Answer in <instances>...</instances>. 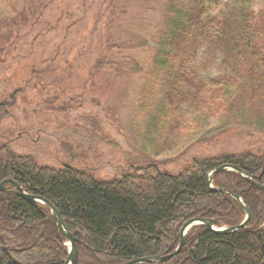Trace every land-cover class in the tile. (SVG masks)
<instances>
[{
    "label": "trees",
    "instance_id": "1",
    "mask_svg": "<svg viewBox=\"0 0 264 264\" xmlns=\"http://www.w3.org/2000/svg\"><path fill=\"white\" fill-rule=\"evenodd\" d=\"M120 1L105 0L114 12ZM133 1L135 9L141 6L161 19L154 47L140 35V25L130 31L128 43L107 48L152 55L143 64L148 71L135 110L138 122L148 118L145 131L136 133L139 153L128 154L122 168L102 178L90 169L52 168L17 155L4 146L17 128L0 129V182L13 180L25 193L54 206L75 239L78 264H124L169 254L179 244L182 226L192 219L235 227L244 218L242 208L227 194L210 190L206 176L228 165L258 177L264 166V144L250 152L187 156L217 136L244 132L264 138V0H229L227 10L216 16H209L208 9L221 0ZM201 49L207 56L219 55L218 74L210 79L199 72L208 60L193 66ZM127 61L134 62L129 69L136 72L139 63ZM94 64H100L98 54ZM27 71L26 87L44 90L46 69L28 66ZM20 92L0 105V120L12 117L9 108ZM209 126L214 135L208 136ZM108 145L118 149L116 143ZM162 154L171 156L167 161L182 159L179 169L172 172L155 160ZM212 186L240 196L250 213L245 228L219 235L195 226L179 254L161 264H264V193L230 171L217 174ZM9 189L0 192V264H64L68 247L48 209L28 204Z\"/></svg>",
    "mask_w": 264,
    "mask_h": 264
},
{
    "label": "rangeland",
    "instance_id": "2",
    "mask_svg": "<svg viewBox=\"0 0 264 264\" xmlns=\"http://www.w3.org/2000/svg\"><path fill=\"white\" fill-rule=\"evenodd\" d=\"M118 5L120 8L114 12L108 9L105 0L0 2V50L4 56L0 71L1 101H8L15 90H23L16 96V105L9 108L12 117L0 123L1 129L15 126L16 134L23 133L9 146L15 153L32 156L44 166L91 169L95 175L107 178L119 170L128 154L140 152L136 133L145 131L148 118L138 122L135 110L148 71V65L143 64L152 55L128 48L114 52L107 47L128 43L130 31L140 25H143L140 35L154 47L161 19L158 13L146 12L141 6L135 9L133 0H122ZM228 6L229 0H221L217 6L213 1L208 14L216 16ZM97 54L99 65L94 64ZM127 58L139 63L136 72L129 69L134 62ZM206 60L209 62L199 72L210 79L218 74L217 53L207 56L201 49L193 66L199 67ZM28 66L46 69L44 90L39 86V90H32L23 83L29 78ZM71 69L75 74L71 75ZM81 77L85 78L75 79ZM211 135L214 133L209 126L208 136ZM212 139L187 156L250 152L264 144V138L244 132ZM114 143L117 150L108 145ZM170 158L162 154L155 160L175 172L182 159L167 161Z\"/></svg>",
    "mask_w": 264,
    "mask_h": 264
},
{
    "label": "water",
    "instance_id": "3",
    "mask_svg": "<svg viewBox=\"0 0 264 264\" xmlns=\"http://www.w3.org/2000/svg\"><path fill=\"white\" fill-rule=\"evenodd\" d=\"M224 171H233V172L239 174L244 179L245 182H247L252 187H254V188H256L259 191L264 193V186L260 185V183H259L262 175L264 174V166H263V170H262L261 174L256 178L247 174L246 172H244L243 170H241L238 167L228 166V165H222L207 175L206 182H207V186L209 187V189H211L212 191H218L220 193L227 194L230 197H232L235 200V202L243 209V211L245 213L244 221H242L239 225H237L235 227L225 229V228H220L221 224L216 222V221L204 220V219L189 220L182 226V228L180 230L179 245L173 252H171L170 254H166L164 256H155V257H151V258L138 259V260L130 261L128 263H124V264H161V263L167 262L168 260H170L171 258H173L174 256L179 254V252L181 251L182 247L184 246L185 240L187 238V232L194 226L202 225V226L206 227L207 229H209L210 231H212L213 233H216L219 235H227V234L233 233L235 231L244 229L245 225L249 219L250 213H249V210L243 205L239 195H232L226 190L215 189V188H212V186H211L214 177L217 174L222 173ZM5 184H9V185L13 186L14 187V193L19 194L20 197L24 201H26L28 204H30L34 207H38V204H41V205H44L49 210L50 215H51V217L55 223L56 228L60 230L64 239L69 243L68 257H67L64 264H77V251H76V247H75V239L68 232L66 224L61 219L60 215L58 214V212L56 211L54 206L51 203H49L47 200H45L41 197L33 196V195H29V194L24 193L23 189L17 183L13 182L12 180L3 181L0 184V191H2V188Z\"/></svg>",
    "mask_w": 264,
    "mask_h": 264
},
{
    "label": "bare ground",
    "instance_id": "4",
    "mask_svg": "<svg viewBox=\"0 0 264 264\" xmlns=\"http://www.w3.org/2000/svg\"><path fill=\"white\" fill-rule=\"evenodd\" d=\"M179 242H180V241H179ZM178 245H179V244H178ZM177 247H178V246H177ZM177 247H176V248H177ZM183 247H184V246H183ZM183 247H182V248H183ZM176 248H175V249H176ZM175 249H174V250H175ZM174 250H173V251H174ZM173 251H172V252H173ZM169 254H170V253H169ZM163 256H164V255H163ZM171 259H172V258H171ZM168 261H169V260H168Z\"/></svg>",
    "mask_w": 264,
    "mask_h": 264
}]
</instances>
